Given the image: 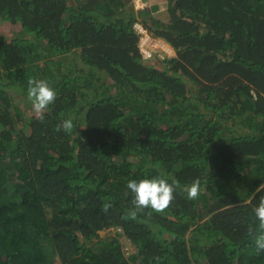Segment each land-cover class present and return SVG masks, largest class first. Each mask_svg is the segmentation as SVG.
Returning <instances> with one entry per match:
<instances>
[{"label":"trees","instance_id":"trees-1","mask_svg":"<svg viewBox=\"0 0 264 264\" xmlns=\"http://www.w3.org/2000/svg\"><path fill=\"white\" fill-rule=\"evenodd\" d=\"M170 1L163 20L134 0H0L30 30L0 34V264H264V0ZM138 19L176 55L144 58ZM32 78L58 92L43 122ZM146 177L202 193L132 219L126 184ZM117 226L128 255L100 234Z\"/></svg>","mask_w":264,"mask_h":264},{"label":"clouds","instance_id":"clouds-1","mask_svg":"<svg viewBox=\"0 0 264 264\" xmlns=\"http://www.w3.org/2000/svg\"><path fill=\"white\" fill-rule=\"evenodd\" d=\"M27 83V99L31 102L36 118L43 122L46 110L55 103L58 92L55 87L44 79L32 78ZM56 129L71 134L75 129L74 117L69 115L68 118L56 126ZM126 187L128 192L133 195V207L127 213V216L132 219L143 213L145 209H151V212L155 213L165 212L175 201L178 189L186 193L189 200L198 199L202 193L200 178L194 179L191 184L184 185L182 188L178 181L173 180L170 183L166 177L131 179L127 181ZM110 207V204H105L104 211L107 212ZM253 211L258 220V226L255 229L256 234L253 238L257 254H259L264 252V197L260 198ZM151 212H149V215H151ZM249 231L252 232L253 230L249 229Z\"/></svg>","mask_w":264,"mask_h":264},{"label":"rangeland","instance_id":"rangeland-1","mask_svg":"<svg viewBox=\"0 0 264 264\" xmlns=\"http://www.w3.org/2000/svg\"><path fill=\"white\" fill-rule=\"evenodd\" d=\"M70 4H74L76 3L77 0H68ZM142 2L140 4H138L139 6H136V8H140V7H145V6H141ZM157 7L155 9V13L154 15L163 19V20H168L172 17V13H171V1L170 0H158L157 1ZM148 6V5H147ZM149 7V6H148ZM141 20V19H139ZM142 21V20H141ZM29 31L24 25L23 23L18 20V21H11V19L9 18H4L2 16H0V34L5 35L8 38H13V37H29ZM163 57H169L166 55L165 52H163L162 50V54L157 55V57L154 59V61L156 62L159 59H163ZM101 235H105V234H114L118 237H120V239L122 240L123 243V247L124 250L126 252V254L128 255L132 250H133V246L131 247V241H127L126 238L124 237V233L122 230H119L117 227H111L108 229H104L100 231ZM54 259L51 256V259L53 260V262L57 260V254H54Z\"/></svg>","mask_w":264,"mask_h":264},{"label":"built area","instance_id":"built-area-1","mask_svg":"<svg viewBox=\"0 0 264 264\" xmlns=\"http://www.w3.org/2000/svg\"><path fill=\"white\" fill-rule=\"evenodd\" d=\"M134 2L137 6L141 3L140 0H134ZM133 26L139 34L138 45L144 58L149 59L160 55L162 50L167 56L176 55L174 48L162 38L154 35L141 20H136ZM117 228L121 230L120 226H117ZM125 238L130 241L128 237Z\"/></svg>","mask_w":264,"mask_h":264},{"label":"crops","instance_id":"crops-1","mask_svg":"<svg viewBox=\"0 0 264 264\" xmlns=\"http://www.w3.org/2000/svg\"><path fill=\"white\" fill-rule=\"evenodd\" d=\"M141 2H142V4H141V6H149L151 9H152V12L153 13H155V9H156V7H157V1L158 0H140ZM166 2H167V0H166ZM137 5L135 4V7H136Z\"/></svg>","mask_w":264,"mask_h":264}]
</instances>
